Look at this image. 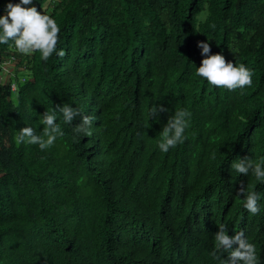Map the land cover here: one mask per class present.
Listing matches in <instances>:
<instances>
[{
  "label": "trees",
  "instance_id": "1",
  "mask_svg": "<svg viewBox=\"0 0 264 264\" xmlns=\"http://www.w3.org/2000/svg\"><path fill=\"white\" fill-rule=\"evenodd\" d=\"M31 6L56 20L65 56L0 44V264H217L220 224L263 261L264 182L231 165L264 161V0ZM200 41L249 68L252 85L197 76ZM63 104L95 118L90 137L73 131L81 117L67 124L56 111L64 135L53 146H17L20 129L42 132L41 115ZM154 105L168 112L150 118ZM177 109L191 113L186 139L164 153L160 132ZM241 183L259 195L257 215Z\"/></svg>",
  "mask_w": 264,
  "mask_h": 264
},
{
  "label": "clouds",
  "instance_id": "2",
  "mask_svg": "<svg viewBox=\"0 0 264 264\" xmlns=\"http://www.w3.org/2000/svg\"><path fill=\"white\" fill-rule=\"evenodd\" d=\"M28 5H33V0H19L15 4L9 0L6 4L5 15L0 16V44H7L11 40L18 53L27 55L38 51L41 53L42 59L47 61L54 52H57L58 35L61 29L54 18L42 14L36 6L26 7ZM197 47L202 49L201 55L204 57L201 66L196 69L197 76L203 77L211 85L230 91L242 90L245 86L252 85L253 74L245 65L237 66L232 62H226L225 57L220 53L211 54L210 43L200 41ZM57 55L63 58L65 52L60 50ZM14 87L15 84L12 83L11 88ZM56 111L62 114L63 121L67 124H71L77 117H81V122L76 124L73 131L77 135L87 137L92 135L90 129L95 118L82 114L78 108L63 104L57 105L52 112L46 110L41 115L42 132L37 133L32 127L20 129L19 134L15 137L17 146L22 143L39 145L42 151L53 146L57 138L64 135L60 125L56 123ZM164 112H168V109L163 105H154L149 115L150 118L157 117ZM190 118L191 113L187 109H177L174 115L168 118L160 132L158 142V148L162 152L167 153L170 148L184 142ZM212 158L215 159V153L212 154ZM231 169L245 176L251 172L256 180L264 182V161L254 162L249 158H240L232 163ZM237 195L245 197L244 208L251 215L259 213L258 201L260 197L256 192L246 190L241 183ZM218 227L219 231L214 235L215 250L211 253L215 259L220 260L217 264H264V257L262 261L256 252L255 245L248 242L243 231L229 236L225 224H220ZM234 245H238V247L234 248ZM221 251L228 254L225 259H221L217 255V252Z\"/></svg>",
  "mask_w": 264,
  "mask_h": 264
},
{
  "label": "rangeland",
  "instance_id": "3",
  "mask_svg": "<svg viewBox=\"0 0 264 264\" xmlns=\"http://www.w3.org/2000/svg\"><path fill=\"white\" fill-rule=\"evenodd\" d=\"M4 76H6L5 73H4Z\"/></svg>",
  "mask_w": 264,
  "mask_h": 264
},
{
  "label": "built area",
  "instance_id": "4",
  "mask_svg": "<svg viewBox=\"0 0 264 264\" xmlns=\"http://www.w3.org/2000/svg\"><path fill=\"white\" fill-rule=\"evenodd\" d=\"M13 86V85H12Z\"/></svg>",
  "mask_w": 264,
  "mask_h": 264
}]
</instances>
